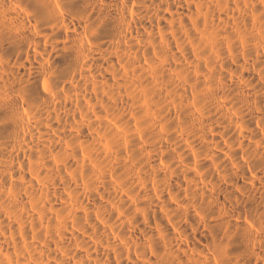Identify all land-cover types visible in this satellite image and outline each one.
<instances>
[{"label": "bare ground", "instance_id": "6f19581e", "mask_svg": "<svg viewBox=\"0 0 264 264\" xmlns=\"http://www.w3.org/2000/svg\"><path fill=\"white\" fill-rule=\"evenodd\" d=\"M0 264H264V0H0Z\"/></svg>", "mask_w": 264, "mask_h": 264}]
</instances>
